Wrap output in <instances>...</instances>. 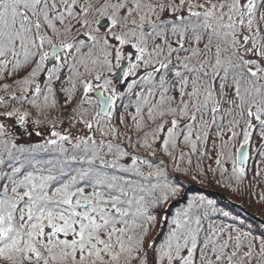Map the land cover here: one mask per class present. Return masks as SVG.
I'll use <instances>...</instances> for the list:
<instances>
[{
  "label": "snow or ice",
  "instance_id": "obj_1",
  "mask_svg": "<svg viewBox=\"0 0 264 264\" xmlns=\"http://www.w3.org/2000/svg\"><path fill=\"white\" fill-rule=\"evenodd\" d=\"M181 176L264 185V0H0V264H264Z\"/></svg>",
  "mask_w": 264,
  "mask_h": 264
},
{
  "label": "trees",
  "instance_id": "obj_2",
  "mask_svg": "<svg viewBox=\"0 0 264 264\" xmlns=\"http://www.w3.org/2000/svg\"><path fill=\"white\" fill-rule=\"evenodd\" d=\"M38 140L39 141L32 142V143L34 144V143L43 142L42 140L40 141V139ZM179 179L183 185V193L184 192L185 193L182 195L181 198L170 202L171 207L168 209L169 213L174 214L176 211L183 209L186 206L187 199L203 196L204 198L208 200L214 201L215 206L218 210L217 214H214L213 216H211L212 221L216 223L232 224L234 227H241L244 230H251L253 234L257 236H259L261 231H264V225L260 222V221L264 222V204H262L260 201H259V207H255V210H254V207L247 206L246 204H244L242 200L237 199V198L233 199L229 195H227L230 202H232L235 205H239V207H237V206L231 205L230 203L220 200L218 197L210 194L209 192H206V190L215 191V190H212L211 188L212 182L210 181L204 183L205 185L203 184L200 187L197 185L198 186L197 188L195 189L193 188L191 190L186 191L187 188L189 189L191 186L196 185L194 182L198 183L199 181L193 182V180L190 177H183V176L179 177ZM220 187L223 190L227 189L222 186ZM256 190H258L259 192L261 190H264V185H261L260 188H256ZM247 193H248L247 195L244 193H240L239 194L240 196H238V194L237 196L240 198L248 197L250 194L248 191ZM223 212H227L229 214L228 217H224L222 215Z\"/></svg>",
  "mask_w": 264,
  "mask_h": 264
},
{
  "label": "rangeland",
  "instance_id": "obj_3",
  "mask_svg": "<svg viewBox=\"0 0 264 264\" xmlns=\"http://www.w3.org/2000/svg\"><path fill=\"white\" fill-rule=\"evenodd\" d=\"M11 122H9V127L11 128ZM16 134H17V136L19 137V139H20V141L21 142H24V143H32V142H37V141H39L38 139H40V141L42 140L43 141V139H44V137H40V136H35V135H33V136H31V137H29V136H24V135H22V134H20V133H18L17 132V130H16ZM37 139V140H36ZM194 182V181H193ZM211 182V181H210ZM196 185H193V186H191V187H193L194 189L195 188H197L198 186L200 187L201 185H203V184H201L200 182H198V183H196V182H194ZM198 185V186H197ZM205 185V184H204ZM246 187V186H245ZM193 188H191V189H193ZM211 188H212V190H215V191H211V190H209V191H207L206 190V192H215V193H219V194H221V195H223L225 198H226V200L228 201V203H230L231 205H234V206H237V207H239V205H235V204H233L232 202H230L229 201V198H228V196L227 195H229L231 198H233V199H235V198H237V199H240V200H242L243 202H244V204H246L247 206H252V207H254V210H255V207H259V191L258 190H256V189H254V190H252L251 192H249V196L248 197H244V198H240V197H238V196H240L239 194L240 193H235V192H233L232 190H230V189H222L218 184H216V183H214V182H212V185H211ZM216 188V189H215ZM190 188L188 189H186V191L187 190H191ZM219 190H220V192H219ZM185 193V192H184ZM183 193V194H184ZM241 193H244V194H248L247 193V191H244V192H241ZM237 194H238V196H237ZM221 200V199H220ZM241 209V208H240ZM155 236V235H154Z\"/></svg>",
  "mask_w": 264,
  "mask_h": 264
},
{
  "label": "water",
  "instance_id": "obj_4",
  "mask_svg": "<svg viewBox=\"0 0 264 264\" xmlns=\"http://www.w3.org/2000/svg\"><path fill=\"white\" fill-rule=\"evenodd\" d=\"M191 188H193V187H190V189ZM210 194H212V195H214V196H216V197H218L219 199H221L222 201H225V202H227V200H226V198L223 196V195H221V194H219V193H215V192H209ZM259 221V220H258ZM263 225H264V222L263 221H260Z\"/></svg>",
  "mask_w": 264,
  "mask_h": 264
},
{
  "label": "flooded vegetation",
  "instance_id": "obj_5",
  "mask_svg": "<svg viewBox=\"0 0 264 264\" xmlns=\"http://www.w3.org/2000/svg\"><path fill=\"white\" fill-rule=\"evenodd\" d=\"M22 131H23L22 129H17V132L20 134H22Z\"/></svg>",
  "mask_w": 264,
  "mask_h": 264
}]
</instances>
